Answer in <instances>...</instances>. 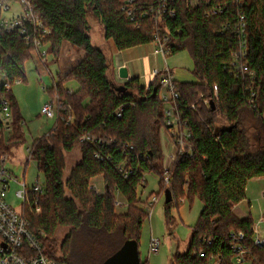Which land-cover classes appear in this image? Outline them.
Returning a JSON list of instances; mask_svg holds the SVG:
<instances>
[{"label": "trees", "instance_id": "16d2710c", "mask_svg": "<svg viewBox=\"0 0 264 264\" xmlns=\"http://www.w3.org/2000/svg\"><path fill=\"white\" fill-rule=\"evenodd\" d=\"M39 18L46 36L48 53L57 62L65 43L86 57L51 89V98L70 104L74 121L70 125L63 117L48 134L37 139L30 159L38 163L45 176V193L41 197L42 212L33 216L28 211L31 230L43 233V253L65 264H104L128 241L140 243L142 225L147 218L139 207L140 189L145 188L148 174L160 177L163 191L170 190L173 200L167 208L182 200L193 202L199 198L203 208L197 225L192 230L188 250L178 252L172 264H235L232 237L245 233L241 244L245 247L250 264H264V247L253 243L254 220L251 216L240 219L234 208L247 197L248 183L264 178V146L254 148L242 113L251 110L261 123L254 137L264 135L261 115L264 113V0H244V7H233L223 16L207 18L210 8L232 0H199L191 8L190 0H176L172 7L176 15L165 14L157 22L145 16L160 0H135V21L127 20L122 0H28ZM247 16L249 29V55L245 62L249 72H255L253 92L255 108L250 107L249 77L233 78L222 71L229 63L238 42L227 24H235L239 13ZM99 19L105 38L112 40L118 51L153 44L155 34L168 35L171 56L188 51L194 61L193 83H179L181 104L196 105L184 109L192 138L179 153L169 172L170 183L161 179L164 155L160 131L165 124L164 105L160 101V82L156 78L149 89L142 87L139 78L123 84L113 82L112 61L100 48L94 46L90 35L89 14ZM1 17V11H0ZM138 26V27H136ZM39 32L36 30V35ZM0 74L11 84L16 80L27 82V63L35 49L26 46L18 33L0 31ZM38 59V58H37ZM39 60V59H38ZM40 61V60H39ZM1 82V77H0ZM77 85L70 91L68 83ZM214 85L219 88V101L207 108L198 97L211 98ZM12 90L6 92L0 83L1 96L10 101L13 113V134L10 146L24 139V117ZM123 108L121 117L116 116ZM225 121L219 125L217 117ZM100 138L106 145L81 142L84 135ZM127 146H132L129 149ZM79 148L82 160L66 176L67 153ZM100 151L103 161L94 156ZM110 156V160L108 157ZM133 168L134 174L126 179L120 167ZM104 176L106 189L98 195L91 180ZM119 190L128 204L125 212L115 208V194ZM153 196V195H151ZM166 201V200H165ZM68 229L61 245L57 232ZM82 236L78 245L76 238ZM137 244V245H138ZM139 246V245H138ZM141 264H144L141 262Z\"/></svg>", "mask_w": 264, "mask_h": 264}, {"label": "built area", "instance_id": "2783aa9c", "mask_svg": "<svg viewBox=\"0 0 264 264\" xmlns=\"http://www.w3.org/2000/svg\"><path fill=\"white\" fill-rule=\"evenodd\" d=\"M123 11L126 13L127 20L130 22L135 21V0H122ZM176 0H160V4L156 7H152L149 13L145 16H153L155 21H159L163 15L169 14L171 17L176 15L175 9L172 7V3ZM223 4H217L210 8L207 13V18H214L223 16L227 11L233 7H244V0H232ZM19 5L22 8L20 14L14 15V5ZM199 0H190L191 8L197 7ZM0 31L6 34L18 33L26 46H32L35 49L36 57L40 60L41 64L47 68L49 63L48 43L46 42V36L49 34L48 30H44L39 18L35 15L33 6L28 0H0ZM4 12H12L11 17L4 16ZM247 16L244 13H239L235 20V24H227L224 26V32L230 31L238 42V49L233 50L231 53V60L229 63H223L222 71L233 78H240L247 76L252 82L250 89L251 98L249 100L250 107L255 108V93L253 92L255 81L257 79L255 72H249L248 65L245 62L249 55V27ZM138 27V26H136ZM36 30L39 32L36 35ZM168 35L162 36L160 31L154 36L153 45L155 46V54L162 57V65L158 69H154L150 76L155 80L159 79L160 82V101L164 105V117L165 124L164 129H168L172 134V144L176 146L175 152L172 154L166 153L163 161L165 174L162 179L166 184L170 183V175L173 164L179 153H182L183 148L186 147L188 140L192 138V133L189 130V121L184 118V109H196V105L185 106L181 104V93L177 86V81L173 70L169 67V58L171 52L168 47L169 43ZM1 52V48H0ZM1 86L6 92L12 90V84L2 74ZM128 81V80H127ZM21 82V81H19ZM153 83V82H152ZM151 83V84H152ZM150 84V85H151ZM145 89H149L150 85H143ZM219 88L214 85L211 93V98H206L204 94H200L198 102L203 103L207 108L211 107V102L219 101ZM10 101L6 97L0 99V264H65L58 262L43 253V241L44 234L34 233L31 230V221L28 216V211H31L33 216L41 214V197L45 193V182L41 183L37 180L34 185L28 186L25 182H20L18 177L15 176L12 171L11 165V151H4L3 147L10 146V138L13 134V113L11 110ZM123 108H119L116 112L117 117H121ZM61 115H64L61 116ZM41 116L58 121L63 117V121L68 125L74 121V111L70 104L59 102L58 97L51 98L47 103L43 105L41 109ZM264 122V113L261 115ZM55 126V124H54ZM53 126V127H54ZM174 139L176 142L174 143ZM81 142H92L100 145H106L100 138L92 137L90 135H84ZM129 149H133L132 146H127ZM13 152V151H12ZM31 147L28 149L30 156ZM97 160L103 161L104 157L100 151H96L94 154ZM30 159V157H29ZM110 160V156L108 157ZM121 173L126 179L130 178L134 174L133 168H127L126 165L120 167ZM146 183V178L144 179ZM13 184L19 185V189L16 192V198L22 200L23 210H17L7 202V195ZM98 195H103L95 185H92ZM115 205L118 207H124L128 205L122 202L119 197L121 193L116 191ZM148 204L145 209L147 215H151L153 208L158 203L157 196L149 197ZM261 223H264V215L261 217ZM253 243L257 248L264 247V237L259 234L257 226H254ZM237 243L232 245V249L235 252L234 263L235 264H250L246 258L245 247L241 242L245 239V233L239 232L232 235ZM161 247V241L158 238L152 237L150 241V252L158 253ZM211 264H217L212 261Z\"/></svg>", "mask_w": 264, "mask_h": 264}, {"label": "rangeland", "instance_id": "374dc122", "mask_svg": "<svg viewBox=\"0 0 264 264\" xmlns=\"http://www.w3.org/2000/svg\"><path fill=\"white\" fill-rule=\"evenodd\" d=\"M14 6H16L14 15L20 14L22 12V8L18 4H15ZM3 15L11 17L13 14L12 12H4ZM88 21L91 27L90 35L94 46L100 48L110 57L111 47L113 53L115 52L114 54H119V51L113 44V41L105 38L104 28L99 19L90 13ZM154 47L155 46L152 44H148L131 48L132 50L126 52V54L131 53L132 55L131 59L127 62L132 63L136 72H140L142 69L141 60L143 57L150 56L152 62H155L157 59L154 55ZM75 51L79 52L77 50ZM51 58L49 57V65L46 64L49 66L48 70L37 59L36 55H34L27 63V82L24 83L16 80L12 84V92L15 94L14 96H16L21 113L25 118L26 125L23 126L24 139L18 143L12 144L13 152L11 151V157H13V159H11L10 167L20 182H25L29 187L34 185L37 180L43 183L45 181V176L39 171L38 163L29 160L27 148L31 147L38 138L48 134L49 129L54 122L52 119L39 117L43 105L51 99L50 92L44 91V87L51 89L54 86L51 74L56 78L55 80L58 81V76L62 78L70 72H63L57 75L58 65L56 63L53 64L52 60H50ZM169 67L173 70L175 79L179 83H193L199 81L194 74V61L188 51H181L176 55L171 56L169 58ZM111 73L113 76V71H110V74ZM112 78L113 82L117 85L118 83L114 77ZM71 83H68L67 85ZM242 119L246 129L248 130L249 136L253 138V142L255 144L254 148L264 146V135L260 140L254 139L261 123L257 118H255L251 110L245 109L242 113ZM217 121L219 122V125H225V121L219 119V117H217ZM159 131L161 148L165 157L166 153L172 154L175 152L176 146L175 144H172V134L168 132V129H164L162 127ZM175 142L176 140L174 139V143ZM169 143L172 144L173 148V152L171 153L166 151L165 148V146ZM81 158L82 154L79 148L66 154V176H69L71 170L81 162ZM163 165L164 164H162L163 173L161 175V179L165 174ZM146 181V187L140 189L141 201L139 203V207L145 210L149 197H152L151 195L157 196L158 203L153 208L152 214L147 216L142 225L140 243L138 244L140 259L144 264H172V261L176 258L178 252L184 253L188 250L192 230L197 225L203 205L199 198H195L193 202L182 200L178 206L174 202L171 205V208L168 209L165 201V191H163L161 186L160 177L157 174H148L146 176ZM162 182L166 185L163 179ZM90 185H95L101 192H105L104 189H106V183L104 176L96 177V180L95 178L92 179ZM261 186H264V178H259V180L255 179L249 182L247 187V197L245 198L247 199V203L237 206L234 210L240 219H245L251 216L254 220V226H257L259 234L264 237V223L260 222L261 217L264 215V191ZM18 189L19 185H12L9 194L7 195V202L20 211L23 210V202L22 200L16 198L15 194ZM119 199L126 203L122 197H119ZM114 200H116V195ZM127 207L128 205L124 207H118L115 205L118 213L125 212ZM68 231L69 230L66 228L58 230L57 241L59 245H61L65 240ZM152 237L158 238L161 241V247L158 253L150 252V241ZM76 241L78 245H80L82 236H77Z\"/></svg>", "mask_w": 264, "mask_h": 264}, {"label": "crops", "instance_id": "0c3cea01", "mask_svg": "<svg viewBox=\"0 0 264 264\" xmlns=\"http://www.w3.org/2000/svg\"><path fill=\"white\" fill-rule=\"evenodd\" d=\"M15 9L16 8H14V11H15ZM130 50H132V49H126L124 51H119V54H114L115 52L113 53L112 47L110 48V54H111V57H112L111 58V61L113 62L112 63V71H113V77H114V79L116 80V82L118 84H123V82H125L127 80H131V79H134V78H139L140 79V83H142L143 85H150L154 81V79L150 76V74H151V72L154 69H158L159 67H161L162 61H163L162 57L159 56V55H157V54H155V52H154V55L157 58L155 60V62H152L151 61L150 56L143 57L142 60H141L142 61V69L140 70V72H136L134 70V67L132 66V63L131 62H127L128 60L131 59V56L132 55H131V53H127L128 54L127 55L126 52H129ZM85 57H86V53L85 52H76L70 44L65 43L63 45V49H62V53H61L60 59L56 62V64L58 65L57 75H59V74H61L63 72L64 73H67V72L71 71ZM50 60H52V58ZM53 64H55V62H53ZM47 65H49V64H47ZM123 67H126L128 69V73H129L128 79H122L120 77V69L123 68ZM47 69L49 70V66H47ZM51 78L54 81L53 84H55L56 83V80H55L56 78L52 74H51ZM67 88L70 89V91L72 92V91H74V90L77 89V85L74 84V83H71V84L67 85ZM46 89L47 88L44 87V91H46ZM39 117H43V116H41V113H40ZM54 124H55V121L51 125V127L49 129V132L53 128ZM23 125L24 126L26 125L25 118H24V124ZM29 148H27V152H28V149ZM165 148H166V151H168L170 153L173 152L172 144H170V143L167 144L165 146ZM81 160H82V158H81ZM95 180H96V178H95ZM261 187H262V189L264 191V186H261ZM246 203H247V199H245L239 205H243V204H246ZM239 205H237V206H239ZM236 207L234 209H236ZM233 213H235V210H234ZM249 214H250V212H249Z\"/></svg>", "mask_w": 264, "mask_h": 264}, {"label": "water", "instance_id": "95a60500", "mask_svg": "<svg viewBox=\"0 0 264 264\" xmlns=\"http://www.w3.org/2000/svg\"><path fill=\"white\" fill-rule=\"evenodd\" d=\"M128 69L123 67L120 69V77L122 79H128ZM214 107V101L211 102ZM166 203H171L173 200L172 193L170 190L165 192ZM136 241L126 242L122 248L116 252L113 256L107 259L104 264H141L139 246Z\"/></svg>", "mask_w": 264, "mask_h": 264}]
</instances>
